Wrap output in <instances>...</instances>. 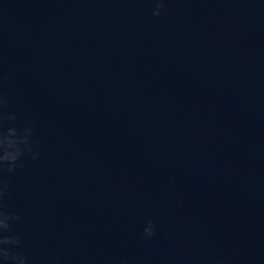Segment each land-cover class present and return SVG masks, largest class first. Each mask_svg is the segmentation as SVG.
Returning <instances> with one entry per match:
<instances>
[{"label": "water", "instance_id": "water-1", "mask_svg": "<svg viewBox=\"0 0 264 264\" xmlns=\"http://www.w3.org/2000/svg\"><path fill=\"white\" fill-rule=\"evenodd\" d=\"M153 8L0 0V133L39 151L4 203L34 264H264V0Z\"/></svg>", "mask_w": 264, "mask_h": 264}, {"label": "clouds", "instance_id": "clouds-1", "mask_svg": "<svg viewBox=\"0 0 264 264\" xmlns=\"http://www.w3.org/2000/svg\"><path fill=\"white\" fill-rule=\"evenodd\" d=\"M168 2L169 0H152L154 4L152 14L156 17L164 15L168 11ZM17 119V115L9 110L7 98L0 94V121H16ZM2 126L0 123V127ZM34 132V126H25L22 130L14 126L9 127L6 133H0V264H34L29 256L17 251L24 244L21 234L15 231V226L21 217L6 211L7 206L4 203L9 188V181L4 178V174H14L22 168L21 159L25 155H31L33 159L39 155V151L34 152L33 149ZM178 202L183 204L182 199ZM155 234V222L149 220L144 227V238L151 239ZM55 264L60 262L56 261ZM120 264H128V260L124 258ZM217 264H227V261L221 258Z\"/></svg>", "mask_w": 264, "mask_h": 264}]
</instances>
